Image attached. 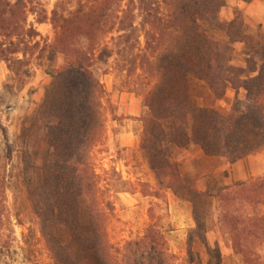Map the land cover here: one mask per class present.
Segmentation results:
<instances>
[{
  "label": "trees",
  "instance_id": "trees-1",
  "mask_svg": "<svg viewBox=\"0 0 264 264\" xmlns=\"http://www.w3.org/2000/svg\"><path fill=\"white\" fill-rule=\"evenodd\" d=\"M249 3L251 0H241ZM225 0H60L50 16L39 0H0V63L9 81L31 75L30 60L50 78L41 102L21 128L19 177L52 264H176L170 253L168 210L151 202L136 239L114 245L113 203L101 189L91 151L104 136L103 108L111 109L101 75L113 90L141 98L139 151L154 178L140 193L165 192L187 202L192 227L184 232L183 264L196 244L209 264H222L206 242L212 201L217 229L241 264H264V175L223 183L227 172L199 178L180 172L174 148H198L206 158L233 164L264 150V36L250 32L240 9L224 20ZM49 22L53 40L41 45L33 23ZM242 45V65L233 64ZM57 56L61 64L53 66ZM7 83L3 85L4 89ZM0 89V96L2 94ZM234 92L228 111L226 91ZM37 145V149L34 148ZM13 147L0 124V222ZM125 192L133 187L118 177Z\"/></svg>",
  "mask_w": 264,
  "mask_h": 264
},
{
  "label": "rangeland",
  "instance_id": "rangeland-1",
  "mask_svg": "<svg viewBox=\"0 0 264 264\" xmlns=\"http://www.w3.org/2000/svg\"><path fill=\"white\" fill-rule=\"evenodd\" d=\"M39 1L49 17L60 0ZM225 1L227 5L221 10V17L229 20L233 17L234 0ZM242 14L250 32L258 29L264 36V28H261V25L249 24L246 14L244 12ZM34 19V16L28 15L27 23H33L39 34L35 40L41 45L51 43L53 31L50 23H43L42 27L37 28ZM234 48L236 55L233 64L241 66L242 45L236 43ZM60 64L61 57L57 56L53 66L57 67ZM29 68L31 75L23 80L24 85L21 87L22 85L17 81H9L6 65L0 63V89L7 83L0 96V124L6 129L8 140L13 147L12 159L6 169L8 182H6L5 214L0 222V264H52L38 233L37 219L27 202L25 189L19 177L23 147L20 138L21 128L26 118L41 102L44 91L51 81L44 74L43 68L38 67L33 59L30 60ZM100 80L106 90V98L110 102L111 109L103 108L104 136L92 149L91 161L99 177L101 189L106 192V196L114 206L113 218L109 225L111 241L114 245H122L124 241L139 237L148 223L149 204L152 201L161 202L168 210L167 222L175 228V232L170 234V253L176 258V264H183L184 232L193 225L190 205L168 191L163 194L160 201L139 192L142 184H147L150 188L154 187L153 175L147 169L138 146L141 123L137 119L141 115V98L113 90L112 75H101ZM233 99L234 92L228 89L225 97L218 102V106L228 111ZM125 132H130L132 135L130 146H124L121 140V134ZM34 148L37 149V145H34ZM172 159L178 164L183 175L199 178L200 188H204L206 177L224 172L220 170L223 166L222 160L203 158L194 149L174 148ZM118 177L121 181L130 184L135 193L125 192L119 187L116 184ZM223 183L229 185V177ZM216 218L214 204L209 201L204 219L207 244L211 248H218L222 264H241L229 244L224 242L219 234ZM193 251L198 255L193 264H209V257L202 245L196 244ZM256 251L264 260V244L257 246Z\"/></svg>",
  "mask_w": 264,
  "mask_h": 264
},
{
  "label": "crops",
  "instance_id": "crops-1",
  "mask_svg": "<svg viewBox=\"0 0 264 264\" xmlns=\"http://www.w3.org/2000/svg\"><path fill=\"white\" fill-rule=\"evenodd\" d=\"M234 8H238L241 12L246 14L249 24L251 23L258 26L261 25V28H264V0H253L250 3H244L241 0H234ZM43 25L44 24H37V28H40ZM109 92H111V88L109 89ZM121 140L123 141L124 146H130L132 144L131 133L125 132L124 134H121ZM193 149L199 152V156L206 158L200 149ZM222 162L223 166L220 170H223L224 172L227 170L229 184L232 182H247L264 175V150L249 155L233 164L225 163L223 160Z\"/></svg>",
  "mask_w": 264,
  "mask_h": 264
}]
</instances>
